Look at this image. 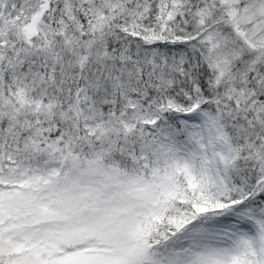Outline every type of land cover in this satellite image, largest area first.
<instances>
[{
    "label": "snow or ice",
    "instance_id": "obj_1",
    "mask_svg": "<svg viewBox=\"0 0 264 264\" xmlns=\"http://www.w3.org/2000/svg\"><path fill=\"white\" fill-rule=\"evenodd\" d=\"M0 264H264V0H0Z\"/></svg>",
    "mask_w": 264,
    "mask_h": 264
}]
</instances>
